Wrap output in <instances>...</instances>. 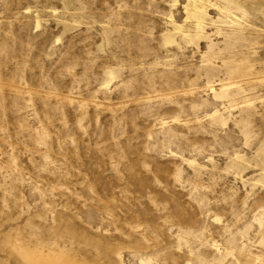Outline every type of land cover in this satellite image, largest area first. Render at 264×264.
Listing matches in <instances>:
<instances>
[{
    "label": "rangeland",
    "instance_id": "1",
    "mask_svg": "<svg viewBox=\"0 0 264 264\" xmlns=\"http://www.w3.org/2000/svg\"><path fill=\"white\" fill-rule=\"evenodd\" d=\"M170 16L0 0V264H264V26L182 54Z\"/></svg>",
    "mask_w": 264,
    "mask_h": 264
},
{
    "label": "bare ground",
    "instance_id": "2",
    "mask_svg": "<svg viewBox=\"0 0 264 264\" xmlns=\"http://www.w3.org/2000/svg\"><path fill=\"white\" fill-rule=\"evenodd\" d=\"M166 2L171 10H178L182 6L184 15L182 23L176 21L180 16L177 18L170 16L171 28L162 37L163 48L168 52L184 54L194 50L199 55L231 52L249 40L245 32L251 24L258 22L264 26V0H166ZM220 40H223L222 48L219 45ZM203 58V63L209 62L206 56ZM251 82L261 83L264 82V78H255ZM240 87L241 81L229 80L210 86L208 94L225 96ZM231 108L233 107L224 109ZM220 115L221 111L215 110L206 117L219 120ZM234 159L240 161L237 157ZM185 163L188 166L200 167L194 160L185 159ZM255 166L264 175V153L257 157ZM261 184L264 186V179Z\"/></svg>",
    "mask_w": 264,
    "mask_h": 264
}]
</instances>
